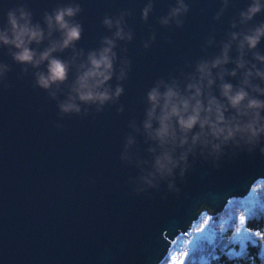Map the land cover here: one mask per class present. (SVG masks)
<instances>
[{"label":"water","instance_id":"water-1","mask_svg":"<svg viewBox=\"0 0 264 264\" xmlns=\"http://www.w3.org/2000/svg\"><path fill=\"white\" fill-rule=\"evenodd\" d=\"M264 181V0H0V264H161Z\"/></svg>","mask_w":264,"mask_h":264},{"label":"trees","instance_id":"trees-1","mask_svg":"<svg viewBox=\"0 0 264 264\" xmlns=\"http://www.w3.org/2000/svg\"><path fill=\"white\" fill-rule=\"evenodd\" d=\"M206 221L207 232L195 245L178 247L180 238H190ZM188 234L173 241L161 264H168L174 252L182 258L179 264H264V181L243 199L230 200L216 216L201 212Z\"/></svg>","mask_w":264,"mask_h":264},{"label":"rangeland","instance_id":"rangeland-1","mask_svg":"<svg viewBox=\"0 0 264 264\" xmlns=\"http://www.w3.org/2000/svg\"><path fill=\"white\" fill-rule=\"evenodd\" d=\"M205 213V212H204ZM207 223H208V221H206L205 222V224H202L201 226H200V228L199 229H197V230H194L193 232H192V234H191V237L190 238H180L179 239V242H178V247H181V246H183V247H191V246H193V245H195L196 244V242L200 239V237L203 235V234H205V232H207L206 230H207ZM190 232H191V230H190ZM189 232V233H190ZM186 236H190L189 234H187ZM174 243V242H173ZM177 253L176 252H174V253H172L171 255H170V260L168 261V264H175V262H178L177 264H179L181 261H182V258H179V260L176 258V255ZM180 254V253H179Z\"/></svg>","mask_w":264,"mask_h":264}]
</instances>
